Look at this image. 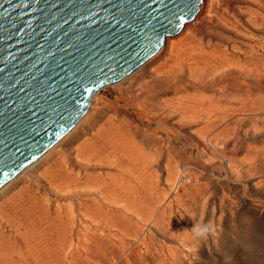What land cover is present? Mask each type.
<instances>
[{"label":"rangeland","instance_id":"374dc122","mask_svg":"<svg viewBox=\"0 0 264 264\" xmlns=\"http://www.w3.org/2000/svg\"><path fill=\"white\" fill-rule=\"evenodd\" d=\"M203 4L207 10L204 20L169 36L172 52L164 60L152 64L139 77L130 73V78L98 87L81 118L60 138L71 153L102 128L116 138L125 134L122 140L117 139L119 146L133 149L131 158L139 161H135L138 166L149 161L147 172L141 166L139 170L150 180V188H135L138 212L131 221L110 222L108 236L90 240V244L99 245L97 250L90 245L91 253L63 252L57 256L54 244L71 241L62 238L60 228L55 238L51 231L59 223L65 231L72 227L65 210L71 202L54 197L53 189L37 184V175L45 170L49 175L53 169L54 155L23 173L0 195V264H264V0H209ZM192 41L214 56L224 54L219 62L230 58L231 73L176 93L156 94L161 88L158 85L149 95L141 92L139 85L155 76L152 69L169 65L167 59L174 50L188 46L190 51L193 45L187 44ZM237 62L262 69L240 80ZM227 83L249 88L245 98L250 106L242 114L237 109L231 111L229 127L214 121L221 135L207 143L203 139L205 122L188 117L189 110L182 112L178 101L189 99L193 105L200 98L208 102ZM146 95L150 113L138 103ZM99 143L104 163L105 155L112 157V143ZM118 156L124 161V153ZM146 158L151 160L145 163ZM111 166L91 168L87 174L106 177L115 172ZM69 171L70 167L56 163L57 180L62 184L70 180ZM42 181L47 184L46 178ZM202 229H207L208 236L197 239Z\"/></svg>","mask_w":264,"mask_h":264},{"label":"water","instance_id":"95a60500","mask_svg":"<svg viewBox=\"0 0 264 264\" xmlns=\"http://www.w3.org/2000/svg\"><path fill=\"white\" fill-rule=\"evenodd\" d=\"M205 0H0V187Z\"/></svg>","mask_w":264,"mask_h":264},{"label":"bare ground","instance_id":"6f19581e","mask_svg":"<svg viewBox=\"0 0 264 264\" xmlns=\"http://www.w3.org/2000/svg\"><path fill=\"white\" fill-rule=\"evenodd\" d=\"M208 1L209 0H205V2L207 3ZM205 11L207 10L205 8V5L203 4L198 9V13L193 18H191L190 21H187V23L183 26L184 29L183 31L189 29L190 26L195 24V22L199 23V21L204 20ZM171 38L172 37H165L164 44L154 53H152L153 56L151 54L148 58L142 61L137 67H135L131 73H133V75L138 74L139 77V75L140 74L142 75L143 72H147L152 64H154L160 59H163V57L168 52L171 53L172 52V45H170L172 43ZM189 44L193 45L191 46L190 51L189 48H187L188 46H184L181 49L174 50L176 51L174 55H169V58L167 59L169 65L163 68L162 66L159 65L154 69H152L155 76H152L150 80H146L142 82V85H139L140 89H142L141 92L145 91L149 95L151 94V90L155 88L156 85H158L161 88L159 89V91L156 92V94L161 93L162 95L165 92L167 93L168 91H173L176 93L179 91L186 90V88L191 85L205 86L207 83H213L217 76L220 80L222 79V77H224L227 73L230 72L229 70L231 69V66L229 69L230 61H228L230 58L225 59L224 62L223 61L219 62L220 57L224 59V54L221 53H219L218 55L215 54V56H218L215 57L213 55L214 53L203 49L202 48L203 46L199 47L197 46L198 44H196L195 42L188 43L187 45ZM247 61H249V59ZM234 63H236V61H234ZM235 65L237 67L236 69L238 70L237 73L240 76H242L241 78H239L240 80L246 77L248 79L252 74L254 75L255 73H258L259 70L262 69L259 68L258 70L257 66H253V68H250L247 62L246 63L237 62V64ZM236 69H234V71ZM152 71H150V73ZM131 76L132 74L127 75L122 79L130 78ZM122 79L118 81H121ZM184 79H186V82L183 85ZM239 79L237 80V82L240 81ZM235 86L233 83L231 84L227 83L224 86L222 84L221 90L216 92L217 94L213 93V95L209 97L208 102L203 99H200L199 97H198L199 101L195 99V104L193 105L188 103L189 99H186L185 101L184 100L178 101L180 109H182V112L189 110L190 114L189 115L187 114L188 117L198 118L199 120L205 122L204 127L207 130L203 132L205 134L203 136V139L207 141V143H210L212 140H215L217 137L221 135V132L218 131L219 129H217V127L215 126L214 121H219L222 127H229V124L233 121V117L232 115H230L231 111L237 109L242 114L245 111V109L248 106H250L249 102L245 98V94L247 93L246 90L248 91L249 88L248 89L246 87L243 88L244 85L243 86L237 85L236 87ZM254 90L255 93L258 94L257 92L258 89H254ZM148 95L144 96L141 102L138 101L137 102L142 103L143 108L145 109L144 111L150 113L152 108L148 105V103H146V100L148 99ZM136 98L138 99V95H136ZM181 103H185L186 105L184 104L183 106ZM252 104L254 103H251V105ZM153 105L151 106L154 107ZM258 109L260 110V106ZM238 125H236L235 127H237ZM101 131L102 128L98 129V131L92 135V140L87 141L86 145L85 144L83 145L82 143L81 145H78L74 149H72L73 151L71 152L72 154L69 153L63 147L65 140L58 139L57 141H55L56 146L51 148V146L54 144L53 143L47 150H45V152H43L40 156H38L29 164H27L25 167H23L15 177L11 178L0 187V195H1L8 188H10L14 184L15 180L18 177H20L23 173L27 174L28 171H31L34 168H36L42 161L45 160V158L48 159L49 157L55 155L51 165L52 167L54 166L53 169L51 170L49 175H46L47 170L40 173V175H37V184L39 188H45L44 187L45 185L46 188L50 189V191H52L53 189L52 194L54 195V197L55 196L64 197L69 199L71 202L70 205L65 210H67L66 212L70 217L69 224L72 227L71 228L67 227L66 229L67 231H65L61 229L60 223L59 224L55 223V225L57 224L58 226L54 227V229L51 231L52 234L55 233L54 234V238H55V235H57L59 232L58 228H60L61 232L63 231L62 238L64 236L69 237V240L71 241V244H69V242L67 241L68 244H64V245L62 244L63 246L61 245V243H59L60 241L54 244L52 248L54 252L57 254V256L61 255L63 252H65V254L75 252L80 255H83L85 253H91L92 248H90V245L93 246L94 248L96 247V250L99 249L98 248L99 245L97 244L95 245V243L90 244V240L92 239L98 241L101 240L103 237L108 236V234L112 230V225L110 222H114L116 219H120L122 221L125 220L131 221L132 217L136 214V212H138L136 211L135 204L139 200L137 201L138 198L136 199L137 193L135 188H150V182H149L150 180H148L147 176H145L143 172L141 174V171L139 170V166H141L144 167L142 170H144V172H147L146 170L148 168L147 163L149 162L148 161L149 158L144 159L143 162L146 163L148 161L145 164V166H142L141 163L138 166L139 161L133 160L131 158V154H132L131 152L133 149L131 147L129 148L126 146H121V147L119 146V142L117 141V139L120 138L119 140H122L125 134L124 135L121 134V136L116 138L115 135L110 134V132L102 131L104 133L101 134ZM93 139L95 140L93 141ZM99 140L103 142H107L108 144L112 143L111 145H109V147H111V149L109 150H111L110 153H112L111 154L112 157H110L109 155L108 156L105 155V158L106 157L107 158L104 163L101 162L102 159L100 158V154L102 151L100 148ZM55 147H57V150L55 149ZM119 153L121 154L124 153V157H125L124 161L120 162V158L118 156ZM157 154H159V152ZM216 155H218V153ZM130 161H132L133 163L130 164L129 163ZM135 161L138 162L136 163ZM56 163H60V165H63L65 168L70 167V171H69L70 180L67 179L63 184H62L63 181L57 180ZM105 164L112 165L115 168V172L107 174L106 177L99 174L95 176H91L87 174L88 169L91 168L97 169ZM42 177L46 178V183L48 185L43 184ZM79 178L82 179L79 180ZM67 214L65 213L66 217ZM78 225L80 228H78V230H75L76 227H78ZM74 238L77 240L76 244L72 242ZM56 239H58L57 236Z\"/></svg>","mask_w":264,"mask_h":264},{"label":"clouds","instance_id":"9594fccd","mask_svg":"<svg viewBox=\"0 0 264 264\" xmlns=\"http://www.w3.org/2000/svg\"><path fill=\"white\" fill-rule=\"evenodd\" d=\"M207 236H208L207 229H202V230L198 233V237H197V239H204V238H207Z\"/></svg>","mask_w":264,"mask_h":264}]
</instances>
